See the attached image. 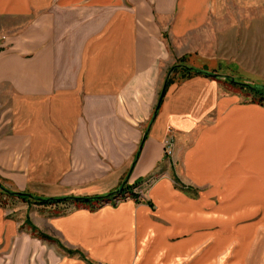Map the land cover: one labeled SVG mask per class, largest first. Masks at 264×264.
Returning <instances> with one entry per match:
<instances>
[{
	"label": "crops",
	"instance_id": "obj_1",
	"mask_svg": "<svg viewBox=\"0 0 264 264\" xmlns=\"http://www.w3.org/2000/svg\"><path fill=\"white\" fill-rule=\"evenodd\" d=\"M215 1L0 0V186L90 200L32 206L53 242L0 206V264H264V105L175 79L149 125Z\"/></svg>",
	"mask_w": 264,
	"mask_h": 264
},
{
	"label": "rangeland",
	"instance_id": "obj_2",
	"mask_svg": "<svg viewBox=\"0 0 264 264\" xmlns=\"http://www.w3.org/2000/svg\"><path fill=\"white\" fill-rule=\"evenodd\" d=\"M12 25L13 22L0 20V50L12 48L13 38L18 32L16 29L22 27L16 23L14 29ZM194 38L196 49L191 59L182 57L176 60L168 68L165 79L173 66L204 68L207 72L217 75V81L223 88L227 87L229 93H238L241 102L259 101V97H254L250 87L264 86V0H216L212 11L206 16L204 25ZM191 45L192 48L195 47ZM190 62L191 65L188 64ZM170 76H173L172 73ZM180 76V73L174 75V80H180L176 84H181L185 80ZM230 79L236 84L228 82ZM168 138L173 140L172 135ZM171 150L172 156L167 158L173 162V141ZM172 180H177L175 175L172 176ZM6 192L11 193L0 186V206L8 210L14 219L20 221L21 230L43 242L55 241L51 237L52 241L43 240L41 237L43 233L32 223L30 217L32 206L39 205L30 200L24 201L16 196H9ZM130 192L138 194L134 189H130ZM113 200H116V197Z\"/></svg>",
	"mask_w": 264,
	"mask_h": 264
},
{
	"label": "trees",
	"instance_id": "obj_3",
	"mask_svg": "<svg viewBox=\"0 0 264 264\" xmlns=\"http://www.w3.org/2000/svg\"><path fill=\"white\" fill-rule=\"evenodd\" d=\"M202 72L207 73V74L206 75L205 74H202ZM171 73L173 75L172 77L170 76ZM177 73H180L181 79H189V78L196 77V76L205 77V78H213L211 75H214L213 72L209 73L204 68L198 69V68H191V67H187V66H180V67L173 66L169 70L168 75H167V77L165 79L164 86H163V89H162V90H164V93L166 92V90L169 87V85L171 83H173V81H174V78L173 77ZM216 77H218V76H216ZM231 80L232 79L228 80V82L232 83ZM250 89L253 91L252 93H253L254 97L255 96L256 97H259V101L257 103L260 104V105H264V90L254 89L252 87H250ZM161 92L159 94V98H158L157 104H156V106L154 108L153 115L158 112V110H159L158 105H161V103H162ZM153 115H152V117H153ZM142 143H143V140H142V142L140 144V147H141ZM138 153H139V151H138ZM138 153H137V155H138ZM130 189H131V187L127 186V184L124 183V184L121 185V190L120 191L113 192L111 194V196L112 195L113 196L114 195H118V194L123 195L124 193H129V195L131 197L136 198L137 196L135 194H131ZM6 193L9 196H16V197H18V198H20V199H22L24 201L25 200H30L32 203H34L36 205L45 206V207L59 205V204L65 205V204H67L69 202H73V203H84V202L90 201L88 199H81V198L42 199V198H34V197H32L30 195H26V194L17 195V194H12V193H9V192H6ZM41 237L45 241H52V239L49 236H46L44 234Z\"/></svg>",
	"mask_w": 264,
	"mask_h": 264
},
{
	"label": "built area",
	"instance_id": "obj_4",
	"mask_svg": "<svg viewBox=\"0 0 264 264\" xmlns=\"http://www.w3.org/2000/svg\"><path fill=\"white\" fill-rule=\"evenodd\" d=\"M172 138H168L165 142H164V155L166 157H171L172 156ZM116 197V200H114V202H119L121 199H124V198H128L130 197L129 193H124L123 195H115L113 196V198Z\"/></svg>",
	"mask_w": 264,
	"mask_h": 264
},
{
	"label": "water",
	"instance_id": "obj_5",
	"mask_svg": "<svg viewBox=\"0 0 264 264\" xmlns=\"http://www.w3.org/2000/svg\"><path fill=\"white\" fill-rule=\"evenodd\" d=\"M202 74H207V73H204V72H202ZM212 77H213V79H217V75H211ZM231 84H236V82L234 81V80H231ZM254 89H261V90H264V86H256ZM163 95H164V90H162V92H161V99H162V97H163ZM158 108H160V105H158ZM156 115H157V113H155L154 115H153V117L151 118V120H150V123H149V125H151L152 124V122L154 121V119H155V117H156ZM124 184V183H123ZM121 190V186L119 187V189L117 190V191H120ZM10 193V192H9ZM12 194H17V195H22L21 193H13V192H11ZM112 194V193H111ZM111 194L110 195H108L107 196V198H109V197H113V195L111 196ZM115 196V195H114ZM69 198H72V197H68V198H62V199H69Z\"/></svg>",
	"mask_w": 264,
	"mask_h": 264
}]
</instances>
